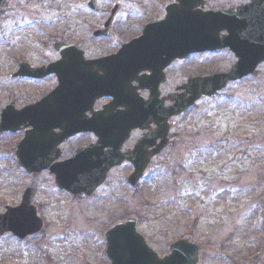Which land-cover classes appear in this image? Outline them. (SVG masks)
I'll use <instances>...</instances> for the list:
<instances>
[{
	"label": "rangeland",
	"instance_id": "374dc122",
	"mask_svg": "<svg viewBox=\"0 0 264 264\" xmlns=\"http://www.w3.org/2000/svg\"><path fill=\"white\" fill-rule=\"evenodd\" d=\"M12 4L18 8L0 19V37L9 40L1 53H19L24 44L27 56L50 55L54 40L80 42L88 31L84 0ZM1 79L0 86L17 85ZM173 133L183 135L184 152L171 149L157 158L144 185L132 188L128 173L118 169L96 199L78 202L56 192L47 196L44 188L53 183L48 174L29 175L12 166L5 171L3 160L0 211L19 185H39L38 203L49 225L18 244L2 238L0 264H109L105 231L133 215L161 255L175 240L190 237L203 247L200 264H264V66L259 76L198 102L177 119ZM15 138H0V153ZM204 143L213 147L202 148Z\"/></svg>",
	"mask_w": 264,
	"mask_h": 264
},
{
	"label": "flooded vegetation",
	"instance_id": "af4514ba",
	"mask_svg": "<svg viewBox=\"0 0 264 264\" xmlns=\"http://www.w3.org/2000/svg\"><path fill=\"white\" fill-rule=\"evenodd\" d=\"M17 8L18 5H13L12 0H7L0 19L6 16L8 10ZM201 12L226 14L225 18H219L217 22L222 28L219 34L235 42V48L205 52L185 48V42L194 40L185 37L192 33L190 29L185 31V25H190V22L184 23L185 13L187 17L195 19L200 17ZM81 15L90 24L80 42L72 38L54 40L50 44V55L27 56L24 44H21L19 53H1L6 51L9 40L0 37V82L3 84L1 78H5L7 82L17 84L12 88L0 86V122L5 109L10 114L33 109V112L24 114V122L3 125L5 129L9 128L0 133V138L14 135L17 138L11 141L10 147L6 144L3 155L0 154L2 164L5 163L3 160L7 161L3 169L5 171L12 166L11 169L25 173L17 159V151L26 130L31 129L28 127L33 123L39 129L51 132L49 135H36L33 154L54 157V168L80 150L87 158L103 157L105 163H115L118 157L128 156L148 134L158 135L160 130L165 131L166 128H159V119L151 112L140 113L137 115L140 119H132L119 127L121 111L129 107L143 109L147 106L168 109L173 104L170 96L182 93L180 87L189 79L231 70L238 60L237 51L244 50L248 54V44L259 41L256 36L259 26L264 24V0H93L91 5L90 0H84ZM235 28L242 29V38L234 36L239 32ZM56 43L74 45L78 47V53L63 55L57 50ZM243 43L246 45L243 46ZM63 58L67 60L65 63L62 62ZM22 65L26 68L51 65L52 72L42 77L24 76L20 74ZM263 66L264 62L258 65L254 74L246 75L235 83L243 84L249 78L259 76ZM183 115L168 120L166 146L154 160L171 149L179 154L184 152L181 149L183 135L173 133L177 119ZM128 125L134 126L121 140V134ZM150 140H153V144L143 147L141 152L148 153L156 149L161 137ZM212 147V143L202 145V148ZM154 160L148 164L138 185L150 176ZM118 169H125L127 179L135 167L131 160L126 159L110 168L101 186L91 193L79 194L59 188L50 169H44L38 175L48 174L53 179V183L44 188L47 196L56 192L78 202L96 199L100 189L108 185L112 174ZM22 186H18L14 198L6 200L1 213H5L9 206H20L26 190L32 187L35 191L31 205L42 220L43 228L24 240L11 232L2 237L13 238L16 244L44 233L49 225L38 203L43 188L39 185ZM114 198L120 199V194Z\"/></svg>",
	"mask_w": 264,
	"mask_h": 264
},
{
	"label": "water",
	"instance_id": "95a60500",
	"mask_svg": "<svg viewBox=\"0 0 264 264\" xmlns=\"http://www.w3.org/2000/svg\"><path fill=\"white\" fill-rule=\"evenodd\" d=\"M5 3L6 0H0V13L2 12V8ZM187 15L188 14L185 13L186 17L184 19V23L186 24L187 22H190V25H185V31L187 32L188 29H190L192 33L190 36L186 34L185 37L192 38L194 40L191 42H185L184 45L186 49L205 50L220 46H236L235 42L227 39L226 37H220L218 34L222 28L217 25V22L219 21V18H225V13L201 12L199 14V19H193L192 17L189 18ZM191 16H193L192 12ZM234 30L239 31L238 34H234V36H238L240 38L243 37L241 28H235ZM245 45L246 44L243 43V46ZM263 48L264 45L259 46L257 43H249L248 54H246V51L244 50H239L237 52L239 61L230 72L215 74L210 77L190 79L188 83L184 85L185 92L182 93L181 96L172 98L176 100V103L171 106V108L161 110L155 106H147L143 109L129 107L126 111H121V116H125L122 118H126L127 120L140 119L137 117L138 114L145 112L149 114L151 112L154 114L155 118L160 119L157 120V122L159 126H162V124L166 123L169 117L180 114L188 107L192 106L203 95L211 96L226 87L229 81L239 79L243 75L252 73L256 65L264 60ZM63 62H65V59ZM23 71L24 72L21 74L37 77L43 76L44 74L50 72L51 69L50 66H47L38 70L30 71L25 69ZM141 110L143 111L141 112ZM24 111L26 110L20 111L19 113ZM15 119L16 118L13 117L10 120L15 121ZM7 121H9V118L6 114H3V122L5 123ZM118 123L120 127L124 123L123 119L120 118ZM1 125L3 124L0 123V126ZM133 126L134 125L127 126L121 134V140ZM1 130L2 128H0V131ZM164 132L165 131H162L160 134L154 136L153 139L161 136L164 141V136L166 135V132ZM149 137L150 134L147 135L143 141L153 143V140H150ZM148 143L142 146L138 145L135 150L136 153L134 152L131 156H129L130 159L132 156H136V172H134L131 177V180L134 182L142 175L150 157L158 152L154 151L149 157L142 156L144 152H141V149L147 146ZM20 158L22 163L27 166L33 157L27 156L26 153H21ZM122 159L123 157H121L118 162L120 163ZM71 167H73V165ZM71 169L72 168L67 170L64 168L63 171L57 172V180L62 187L73 192H78L85 190L89 191L102 183L105 178L107 167L97 166L91 173H85L83 171H72L69 173V170ZM87 181L90 185L84 184ZM30 198L31 196L25 195L24 203L20 208L11 210L7 216L0 215V235L6 230H12L20 237H25L27 234L39 230L38 225H40V223L36 217V213L32 207H29V203L31 201ZM107 240L108 254L112 259V264H198L200 261V246L192 244L186 239L174 242L171 245V253L163 258H160L157 252L148 246L144 237L136 230L135 218H130L124 224L115 225V227L107 232Z\"/></svg>",
	"mask_w": 264,
	"mask_h": 264
}]
</instances>
